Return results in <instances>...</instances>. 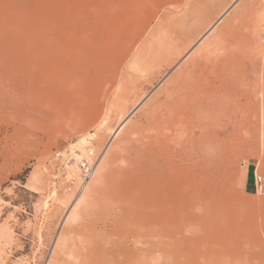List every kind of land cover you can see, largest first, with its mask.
Segmentation results:
<instances>
[{
  "label": "rangeland",
  "instance_id": "1",
  "mask_svg": "<svg viewBox=\"0 0 264 264\" xmlns=\"http://www.w3.org/2000/svg\"><path fill=\"white\" fill-rule=\"evenodd\" d=\"M258 10L264 0H0V264H53L63 235L96 213L91 181L77 192L79 159L93 151V177L108 155L109 166L150 100L221 25L253 18L264 44ZM226 169L200 213L223 223L209 228L216 245L264 264L252 214L264 197V129ZM239 227L248 236L235 245Z\"/></svg>",
  "mask_w": 264,
  "mask_h": 264
},
{
  "label": "bare ground",
  "instance_id": "2",
  "mask_svg": "<svg viewBox=\"0 0 264 264\" xmlns=\"http://www.w3.org/2000/svg\"><path fill=\"white\" fill-rule=\"evenodd\" d=\"M226 25L150 100L113 162L107 165L108 155L80 189L79 178L77 192L91 181L86 198L96 213L89 222L81 216L88 232L80 224L63 235L53 264H257L248 263L247 252L216 245L209 228L223 223L200 213L213 203L230 155L264 129V44L256 39V22ZM261 25L264 38V18ZM253 201L264 232V197ZM258 225L249 232L256 236ZM245 231L235 230V245Z\"/></svg>",
  "mask_w": 264,
  "mask_h": 264
},
{
  "label": "built area",
  "instance_id": "3",
  "mask_svg": "<svg viewBox=\"0 0 264 264\" xmlns=\"http://www.w3.org/2000/svg\"><path fill=\"white\" fill-rule=\"evenodd\" d=\"M94 153L92 150L89 151V156H82L79 159L78 165L80 170V184L78 185L79 189L82 188L94 175L95 172V164L91 162L90 157L93 156ZM256 185L258 186L257 179L255 180ZM261 183L259 184L261 188ZM78 190V188H77Z\"/></svg>",
  "mask_w": 264,
  "mask_h": 264
},
{
  "label": "crops",
  "instance_id": "4",
  "mask_svg": "<svg viewBox=\"0 0 264 264\" xmlns=\"http://www.w3.org/2000/svg\"><path fill=\"white\" fill-rule=\"evenodd\" d=\"M249 182V176H247V183Z\"/></svg>",
  "mask_w": 264,
  "mask_h": 264
}]
</instances>
